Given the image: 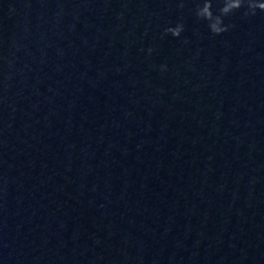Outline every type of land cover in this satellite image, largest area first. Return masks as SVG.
I'll list each match as a JSON object with an SVG mask.
<instances>
[{"label":"water","instance_id":"water-1","mask_svg":"<svg viewBox=\"0 0 264 264\" xmlns=\"http://www.w3.org/2000/svg\"><path fill=\"white\" fill-rule=\"evenodd\" d=\"M199 3L0 0V264H264V13Z\"/></svg>","mask_w":264,"mask_h":264},{"label":"clouds","instance_id":"clouds-1","mask_svg":"<svg viewBox=\"0 0 264 264\" xmlns=\"http://www.w3.org/2000/svg\"><path fill=\"white\" fill-rule=\"evenodd\" d=\"M219 3L221 6L214 12L213 0H201L195 10L197 18L205 21L209 31L214 35L228 31L231 25H225L224 18L241 9H244L246 17L255 16L258 12L264 13V0H219ZM183 31L184 25L179 23L175 27L166 28L165 34L170 33L173 37H180ZM148 52L150 54L152 49H148ZM161 70H166V65H161Z\"/></svg>","mask_w":264,"mask_h":264}]
</instances>
